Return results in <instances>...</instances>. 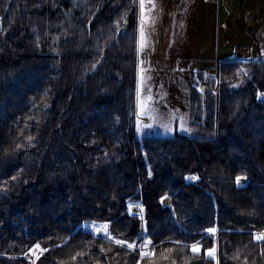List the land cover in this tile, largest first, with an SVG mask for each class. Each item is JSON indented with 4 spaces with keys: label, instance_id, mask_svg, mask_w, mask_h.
Wrapping results in <instances>:
<instances>
[{
    "label": "trees",
    "instance_id": "trees-1",
    "mask_svg": "<svg viewBox=\"0 0 264 264\" xmlns=\"http://www.w3.org/2000/svg\"><path fill=\"white\" fill-rule=\"evenodd\" d=\"M0 18V264H264V58L193 78L212 137L138 135V0H0Z\"/></svg>",
    "mask_w": 264,
    "mask_h": 264
},
{
    "label": "rangeland",
    "instance_id": "rangeland-1",
    "mask_svg": "<svg viewBox=\"0 0 264 264\" xmlns=\"http://www.w3.org/2000/svg\"><path fill=\"white\" fill-rule=\"evenodd\" d=\"M251 13L257 19L247 18ZM262 15L264 1L260 0H199V42H143L144 49H148L150 54L148 65L137 71V90H140L139 100L136 91L138 135L141 127L151 125L147 128L153 135L169 136L180 132L193 137H212L215 133L213 128H203L190 122L193 78L199 77V72L213 75L219 60L235 58L236 45L249 43L250 32H261ZM226 23L229 26L224 28ZM167 24L171 28L172 22ZM164 46L166 53L162 49ZM159 52L163 56H159ZM262 55L264 42H255L254 59L264 58ZM140 102L146 106L143 114H139ZM129 210L139 215L142 213L141 205L136 203L131 204ZM85 227L92 226L87 223Z\"/></svg>",
    "mask_w": 264,
    "mask_h": 264
},
{
    "label": "crops",
    "instance_id": "crops-1",
    "mask_svg": "<svg viewBox=\"0 0 264 264\" xmlns=\"http://www.w3.org/2000/svg\"><path fill=\"white\" fill-rule=\"evenodd\" d=\"M207 1L214 2V0ZM263 1L264 0H260L262 3ZM141 15L142 13L139 8L138 0V49L140 47L139 42H141ZM143 16L145 18L143 23V42H199V0H145V10L143 12ZM247 18H256V16L254 13H251L247 16ZM168 22H172L171 28L170 25L167 24ZM228 26L229 25L227 23L224 24V28ZM261 33H264V15H262L261 19V32L258 34H256V32H250L249 37L251 39L248 41L249 43L236 45L234 57L242 60L254 58L255 42H264V35L262 36ZM162 49L166 53L165 46ZM160 52L158 53L159 56H163ZM260 53L262 54L261 51ZM149 54L150 51L148 49H143L142 52L138 51L137 71L138 68L143 65H148ZM195 60L199 62L198 59ZM141 61H143L142 64L140 63ZM180 63H182V61H180Z\"/></svg>",
    "mask_w": 264,
    "mask_h": 264
},
{
    "label": "snow or ice",
    "instance_id": "snow-or-ice-1",
    "mask_svg": "<svg viewBox=\"0 0 264 264\" xmlns=\"http://www.w3.org/2000/svg\"><path fill=\"white\" fill-rule=\"evenodd\" d=\"M139 8L141 10V13L142 15L140 16V35H141V43H140V47L138 49V51H143L144 49V43H143V40H144V29H143V23H144V16H143V12L145 10V0H139ZM141 64L143 63V61L140 62ZM141 71H143V69H141ZM139 96H140V90L138 89L137 90V97H138V100H139ZM257 97H264V92H257ZM141 111L139 114H143V110L144 108L146 107L142 102H140V105H139ZM145 127H151V125H145ZM167 127V126H165ZM181 129H183V123L181 122V125H180ZM139 130V129H138ZM29 142V144L31 143L32 141V137L29 136L26 138ZM24 147V145H21V144H16L15 145V148L16 149H20ZM149 176L152 175L151 171L149 170ZM13 180H15V177H12ZM186 179H191V180H195V179H198V177H195V176H190V177H186ZM244 179L242 178L241 176H237L236 177V182L237 183H240L241 180ZM161 202H164L165 201V197L162 196L161 198ZM109 223L110 222H106L102 225H99V226H95L93 225L94 229H95V232L96 233H102L103 235L107 236L110 240H112L116 245H119L121 247H126L128 248L129 250H132V251H136L137 250V247L139 248V256L141 259L143 258H146V257H149L153 254L152 251L149 250L148 246L152 243V241L150 239H145L143 241V243L137 245V242L136 241H132V242H129L128 240H124V239H117L116 237L112 236L111 233L109 232ZM205 232L212 236L214 235L216 232H217V228L216 227H209L207 229H205ZM253 238L257 241H260V242H264V232L262 233H256L254 234ZM192 252L195 254V253H198L200 251V246H199V243H194L192 246ZM39 251L41 254H43L44 252L48 251V249L46 248H41V245L39 243H36L35 245H33L32 248L29 249V252L35 254L36 251ZM104 249L101 248V252H103ZM207 252V255L209 257H212L213 259H215L216 257V247L213 246L212 248H208L206 250ZM262 254H264V249H262ZM25 255L27 256L28 254L25 253ZM31 259V258H30ZM73 259H75V257H73ZM33 264H34V261H33ZM137 264H139V261H137ZM218 264V262H217Z\"/></svg>",
    "mask_w": 264,
    "mask_h": 264
},
{
    "label": "water",
    "instance_id": "water-1",
    "mask_svg": "<svg viewBox=\"0 0 264 264\" xmlns=\"http://www.w3.org/2000/svg\"><path fill=\"white\" fill-rule=\"evenodd\" d=\"M204 87H205L204 85L201 86V90H202V91L204 90Z\"/></svg>",
    "mask_w": 264,
    "mask_h": 264
},
{
    "label": "bare ground",
    "instance_id": "bare-ground-1",
    "mask_svg": "<svg viewBox=\"0 0 264 264\" xmlns=\"http://www.w3.org/2000/svg\"><path fill=\"white\" fill-rule=\"evenodd\" d=\"M191 176H195L194 174L193 175H191ZM196 177V176H195ZM133 209L135 208V207H132ZM134 211V210H133Z\"/></svg>",
    "mask_w": 264,
    "mask_h": 264
}]
</instances>
